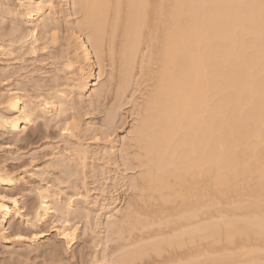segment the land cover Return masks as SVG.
<instances>
[{
    "label": "bare ground",
    "instance_id": "obj_1",
    "mask_svg": "<svg viewBox=\"0 0 264 264\" xmlns=\"http://www.w3.org/2000/svg\"><path fill=\"white\" fill-rule=\"evenodd\" d=\"M28 1L32 36L43 27L55 41V16L45 15L46 0ZM61 2L66 6L69 0ZM72 4L81 16L72 28L86 62L81 86L87 89L96 78L95 58L99 63L108 59L116 68L110 78L120 86L117 96L136 75L137 85L144 80L150 84L132 138L124 137L137 149L124 141L135 151L129 164L136 161L143 169L133 185L138 198L122 211H109L112 236L107 241L118 243L113 244L111 264H264L261 0ZM104 91L94 90V102ZM21 103L26 107L15 93L9 105L18 109ZM44 106L53 108L49 102ZM32 111H22L7 125L26 128ZM112 111L109 119L117 115V107ZM0 181L13 182L7 175H0ZM43 199L46 207L41 203L40 209L46 211L51 202L47 195ZM69 202H55L62 218L71 212ZM0 208L9 210L3 202ZM75 230L63 229L67 243L74 240Z\"/></svg>",
    "mask_w": 264,
    "mask_h": 264
},
{
    "label": "rangeland",
    "instance_id": "obj_2",
    "mask_svg": "<svg viewBox=\"0 0 264 264\" xmlns=\"http://www.w3.org/2000/svg\"><path fill=\"white\" fill-rule=\"evenodd\" d=\"M61 1H45V15L55 16L57 39L52 41L53 32L43 27L38 38L32 36L28 0H0V175L13 181H0V203L9 208L7 213L0 208V264H111L118 243L107 241L112 236L108 215L139 195L133 185L143 167L128 161L137 149L124 137L132 138L150 84L137 85L136 75L117 96L120 86L110 78L116 68L108 59L99 63L95 58L96 78L84 89L86 62L72 36L81 16L72 0L66 6ZM99 87L106 92L94 102L91 95ZM15 93L26 107L9 105ZM46 102L55 109L46 108ZM29 109L33 116L26 128L7 125ZM46 195L51 208L41 211ZM69 200L73 204L65 221L58 205L53 207ZM66 226L76 229L70 243L61 234Z\"/></svg>",
    "mask_w": 264,
    "mask_h": 264
},
{
    "label": "snow or ice",
    "instance_id": "obj_3",
    "mask_svg": "<svg viewBox=\"0 0 264 264\" xmlns=\"http://www.w3.org/2000/svg\"><path fill=\"white\" fill-rule=\"evenodd\" d=\"M261 7L264 8V0H261Z\"/></svg>",
    "mask_w": 264,
    "mask_h": 264
}]
</instances>
